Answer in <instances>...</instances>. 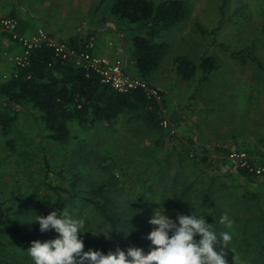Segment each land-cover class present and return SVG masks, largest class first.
Returning <instances> with one entry per match:
<instances>
[{
	"label": "rangeland",
	"instance_id": "obj_1",
	"mask_svg": "<svg viewBox=\"0 0 264 264\" xmlns=\"http://www.w3.org/2000/svg\"><path fill=\"white\" fill-rule=\"evenodd\" d=\"M20 1L26 4L27 0ZM82 1L85 22L92 17L120 21L111 13L114 0ZM185 1L188 17L153 39L166 44L168 52L150 77L171 93L165 111L171 112L174 126L181 130L175 138L167 131L164 135L145 124H134L129 115H123L122 120L88 128L72 123V138L62 144L48 138L40 112L29 106L17 108L18 118L7 133L0 127V201L23 212L14 220L23 230L39 225L34 222L36 215L46 216L57 209V194L48 185L60 187L64 197H75L66 204L91 216L96 212L84 199L110 178L115 205L129 213L141 240L135 243L126 231H112L97 219L95 234L103 231L108 236L100 233L96 237L112 251L138 246L148 253L151 245L147 237L153 231L150 220L159 203H164L172 218L177 211L187 214L184 209L188 208V214L192 210L206 218L218 234L230 232V264H264V255L259 253L264 241V177L249 181L239 174L234 176L231 168L218 164V155H225L222 150L212 157L194 141L199 134H210L226 139L220 144L226 148L232 139L252 135L264 147V0ZM120 30L129 49L133 34L147 36L143 24L127 22ZM120 38L112 35L114 45ZM249 46L255 47L262 68L233 57L232 53ZM204 55L215 57L217 68L201 82L199 65ZM177 56L188 57L198 68L192 79H182ZM3 102L0 97V106ZM251 143H246L249 150ZM246 192L256 193L258 201L244 203ZM225 214L233 222L231 228L219 222ZM0 240L6 244L0 258L11 262L15 257H28V248L10 237Z\"/></svg>",
	"mask_w": 264,
	"mask_h": 264
},
{
	"label": "trees",
	"instance_id": "obj_2",
	"mask_svg": "<svg viewBox=\"0 0 264 264\" xmlns=\"http://www.w3.org/2000/svg\"><path fill=\"white\" fill-rule=\"evenodd\" d=\"M105 1L101 0V2ZM111 13L130 24L146 26L147 36L132 35L131 59L135 63L139 77L150 81L151 75L159 68L168 52L166 44L155 43L153 39L163 30L176 26L188 17L187 2L185 0H165L160 3L154 0H114ZM78 40L77 37L71 38L70 45L79 47ZM232 54L243 64L252 61L262 68L254 46ZM175 62L182 79L190 80L196 75L198 68L188 57L177 56ZM216 68V58L204 55L199 65L203 73L201 82L207 81ZM17 71V76H11L8 80L0 82V97L4 101L0 106V127L6 133L18 118L17 108L24 106L39 111L48 131V138L62 144L72 138V123L88 128L94 127L99 122L111 124L121 115H129L132 120L143 122L153 130L164 131L161 121L168 99L158 100L141 88L121 93L110 83L104 82L102 76L95 70L77 66L72 59L63 61L57 58L50 47L33 48L29 64L18 68ZM216 149L222 150L225 155L230 152V149L225 147ZM202 160L208 159L202 157ZM239 173L249 181L255 177L245 169H239ZM48 186L57 194V209L67 211L73 218L85 220L84 231H91L82 235L85 251L96 249L107 254L111 250L108 244L101 243L94 235L97 219L108 225L112 231L118 233H123V230L131 231L129 237L133 242L141 243L129 213H124L120 206L115 205L116 198L111 194V188L114 186L112 179L109 178L92 189L90 196L84 199L96 212V215L91 216L84 213V210L72 208L70 203L66 204L70 201L69 198L75 197H64L60 194V187ZM190 188L191 186L183 193L184 197ZM242 199L244 203L250 204L258 201V195L246 192ZM184 210L188 214V208ZM22 213L0 201V237L8 236L27 249L33 240L46 241L56 236L54 231L41 233L39 225L23 230L18 223H14L16 217ZM262 223L264 225V217ZM5 245V242L0 240V250H5ZM225 251L226 259L230 264L228 248ZM259 253L263 257L264 241ZM0 264H32V260L29 256L24 259L15 257L11 262L0 258Z\"/></svg>",
	"mask_w": 264,
	"mask_h": 264
},
{
	"label": "clouds",
	"instance_id": "obj_3",
	"mask_svg": "<svg viewBox=\"0 0 264 264\" xmlns=\"http://www.w3.org/2000/svg\"><path fill=\"white\" fill-rule=\"evenodd\" d=\"M159 204L150 220L153 231L147 237L151 245L148 253L138 246L118 247L107 254L96 249L85 251L82 235L91 232L84 231L85 220L56 209L46 216L36 215L34 221L41 233L54 231L56 236L46 241L33 240L27 254L32 264H228L225 249L233 238L230 232L218 234L206 218L192 210L191 214L177 211L172 218L166 214L164 203ZM219 222L228 228L233 223L227 214ZM100 233L108 236L103 231L94 235ZM125 233L129 235L131 231Z\"/></svg>",
	"mask_w": 264,
	"mask_h": 264
},
{
	"label": "crops",
	"instance_id": "obj_4",
	"mask_svg": "<svg viewBox=\"0 0 264 264\" xmlns=\"http://www.w3.org/2000/svg\"><path fill=\"white\" fill-rule=\"evenodd\" d=\"M82 3V0H42L40 3H34L33 0H27L25 4L20 0H0V18H15L17 20V27L15 31L19 35L27 38H31L41 29L56 37L57 40L66 41L68 43H70L71 38L77 37L79 39V44H84L89 37L94 36L96 40L94 53L96 55H109L122 58L126 63L127 69H129V71L130 69L135 71V73L133 71L129 73L134 77H139V73L137 72L135 63L131 59L132 47L131 49H129V45L123 37V32L120 30L121 27H125V24L127 22L122 19H120V21H116L113 18H109V20H103L99 17H92L85 22L83 10H80L83 9ZM77 9L79 11V14L77 13ZM59 11L61 16L58 18L57 15H60ZM71 13H74V15H71ZM76 13L79 16H77ZM63 18H65V20H62ZM113 34L121 37V42H115L114 45V42L111 39ZM22 49V45L17 40H14L13 37L9 36L8 34L2 35V37L0 38V75H10L15 71L14 64L5 58L3 53L8 52L10 54L17 55L22 52ZM129 51L131 52V56H129ZM150 82L154 86L156 85L160 90H163L166 99L169 98L168 96H170L171 93L166 91L162 86L153 83L151 79ZM169 109L170 111L173 110V112H175V109H172V107H169ZM177 111L181 112L179 109H177ZM163 116L168 117L172 125L174 126L171 120V112L167 111L166 113L164 109ZM122 117L123 115L119 116L118 119L122 120ZM134 124L144 123L135 121ZM176 129L178 134H180L181 130L179 128ZM162 133H164V135L167 134L166 130ZM183 136H185L184 132ZM212 136L213 135L210 134H199L198 136L194 137V141L198 144L201 150H204L206 152L207 155L216 157L217 154L222 153L216 148L223 146L220 144L225 142L226 139L222 141L219 137L216 138L215 136ZM180 140L185 141L184 137L182 136L180 137ZM248 140L252 142V148H250V150L247 149L248 145L246 143ZM231 141L234 142H231L232 144L230 143V145H226L228 146L226 147L227 149H247L254 154V157H256L258 161H264V147L263 145L257 143L252 135L245 137H236ZM218 157V164L220 166L229 167L228 165H226L227 163L225 162V155L221 156L219 154ZM231 171L234 176H238V174L241 175L239 173V169L231 168Z\"/></svg>",
	"mask_w": 264,
	"mask_h": 264
},
{
	"label": "built area",
	"instance_id": "obj_5",
	"mask_svg": "<svg viewBox=\"0 0 264 264\" xmlns=\"http://www.w3.org/2000/svg\"><path fill=\"white\" fill-rule=\"evenodd\" d=\"M17 20L13 17L0 18V38L8 34L17 40L23 47L22 52L17 55L4 52L5 58L14 64L15 71L12 74L0 75V81H6L11 76L18 75V68L26 67L29 64L31 51L35 47L47 46L54 50L55 56L63 61L72 59L77 66L86 69H93L102 76L104 82L110 83L114 89L121 93H128L141 88L158 100H163L165 95L162 90L154 86L150 81L141 77L132 76L126 63L122 58L109 55H96L94 48L96 40L94 36L87 39L79 47H73L70 43L57 40L45 30H39L31 38L19 35L15 30ZM161 125L172 136L176 137L177 131L172 126L168 117L163 116ZM225 162L231 168L245 169L256 177H264V161L260 162L254 154L247 149L233 148L225 155Z\"/></svg>",
	"mask_w": 264,
	"mask_h": 264
}]
</instances>
